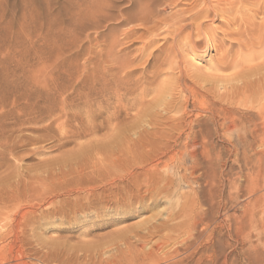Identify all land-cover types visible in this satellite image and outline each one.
Instances as JSON below:
<instances>
[{"label": "rangeland", "instance_id": "rangeland-1", "mask_svg": "<svg viewBox=\"0 0 264 264\" xmlns=\"http://www.w3.org/2000/svg\"><path fill=\"white\" fill-rule=\"evenodd\" d=\"M218 1L221 8L246 13L239 23L251 19L241 32L254 39L264 34V12L255 11L264 0ZM153 2L113 0L109 12L115 17L111 20L96 14L99 0H0V132L4 128L10 134L3 138L0 133V245L7 244L0 250L1 258L7 257L12 264H164V259L145 258L147 244L161 241L164 245L159 256L173 252L176 245L167 239L171 231L166 226L178 223L180 218H171L180 216L183 206L197 197L214 231L212 241L201 246L199 252H216L219 264L225 259L227 264H264V156H254L252 167L246 163L243 145L233 130L225 134L211 125L210 134L200 137L195 145L186 136L188 127L180 136L173 126L170 128L182 114L174 108L182 103L177 91L180 81H189L200 90L215 85L216 94H222L223 88L217 91L218 81L234 77L237 70L217 71L219 61L227 53L236 58L241 44L248 41L230 35L232 28L226 26L224 16L211 17L206 30L198 32L187 23L186 32L179 36L174 32L173 19L190 15L188 11L196 0ZM148 6L153 10V21L144 24L139 18L141 13L137 16L141 11L138 9ZM100 18L105 26L95 28L93 24ZM127 18L132 25L125 21ZM189 33L199 45L196 52L200 57L196 56L195 62L184 39ZM206 35L215 41L213 48L203 52ZM244 51L246 58L264 53L249 46ZM259 59L249 66L257 70L256 77L264 75V56ZM190 72L197 78L201 73L207 77L202 79L201 74L198 79L204 82L192 78L193 82ZM58 87L63 90L58 91ZM102 90L108 97L101 96ZM163 90L168 92L163 94ZM169 91H176V95ZM88 92L90 105L67 108L70 116L78 117H71L68 128L60 126L64 117L53 124L56 129L42 131L33 128L48 126L50 119L35 124L29 123L28 117L18 119L30 96L33 112L50 115L53 108L56 115L63 100L78 102ZM240 108L246 111L244 106ZM96 123L102 126L97 134L72 137L70 143L60 139L72 128L86 129L90 125L88 129ZM200 143H207V153ZM185 145L189 151L196 149L195 158L186 151L176 157ZM159 163L160 169L155 171L159 176L153 175L154 171L146 174L148 171L143 169ZM165 164L169 165L168 174L160 172ZM162 177L173 180L174 186L169 184L172 187L164 190ZM241 220L246 224L244 236L236 228ZM180 252L175 260L189 253L186 249ZM197 258L182 264H194ZM200 264H210V260L203 258Z\"/></svg>", "mask_w": 264, "mask_h": 264}, {"label": "bare ground", "instance_id": "bare-ground-1", "mask_svg": "<svg viewBox=\"0 0 264 264\" xmlns=\"http://www.w3.org/2000/svg\"><path fill=\"white\" fill-rule=\"evenodd\" d=\"M113 0H99L100 3L97 4V13L101 14L102 15V18H106V19H111L113 20L115 16L111 15L110 14V10L112 7H113V3H112ZM151 1V0H150ZM153 1V0H152ZM159 0L155 1L156 3H158ZM177 1V0H176ZM116 2V1H115ZM114 2V3H115ZM139 2V1H138ZM144 2V1H143ZM153 2V3H154ZM160 3V2H159ZM162 3V2H161ZM165 3V2H164ZM168 3V2H167ZM95 4V3H94ZM150 4V3H149ZM148 4V5H149ZM155 4V3H154ZM257 4V3H256ZM152 5V3H151ZM149 5V6H151ZM158 5V4H156ZM93 6V4H92ZM147 7V8H142V9H138V10H141L140 12L138 11V14L137 16L141 13V15H139V18L142 19V22L144 24H146V22H149V21H153L152 19V14L153 13V10L151 11V7ZM116 7V6H115ZM89 8V7H88ZM119 8V7H118ZM153 8V7H152ZM239 8V7H238ZM124 9V8H123ZM136 9V8H135ZM94 10V9H93ZM155 10V9H154ZM254 11V10H253ZM257 13H262L264 12V5H260V6H257V9L255 10ZM92 12V11H91ZM156 12V11H155ZM190 15L188 14L186 16V14L184 16H180L181 19H173L174 20V28H175V31L174 32H178V35L181 36L182 35V32L189 26V25H186L187 23L190 24V26L198 32L201 31L200 29H203L206 27V24H207V20L210 19L211 17L212 18H215L216 16H220V17H223V19L225 18L226 19V26L229 27V28H232V33L230 35H238L240 36L241 38H244V41L248 43H244V44H241V50L240 52H238V56L236 57V55H234L236 58H230V55H228L227 53V56L225 55V58L223 60H220L219 61V65L217 66L216 69H218L217 71H230L231 69H236L237 72L236 74L234 75V77H230V78H226L224 80V77L223 79L218 82H220V84L218 86H220V88H217V91L219 93V91H223V90H220L221 88L224 89V92L221 94H216L215 92V88L214 86L211 87V85H207V88L205 86H203L204 90H200L199 88H197L193 83L191 82H185V81H180V85L178 86V93L180 94V97L182 98V103H181V106L180 107H174L172 106L171 104V108L170 107H167V108H170L172 109L173 107L177 109L178 112H181V116L176 119H174L176 121V123L174 125H170V128L173 126V130L176 131L177 133H179V136L180 134L182 133V131H184L187 127L189 129V133L186 134V136L188 135L193 141V144L196 145V141L201 137V138H205L206 136H208L211 132L210 131V126L213 125L217 130H221L223 133H227L228 131H235L237 133V139L238 141L243 145L242 147V153L243 155L245 156V158L247 159L246 163L248 162L249 165H252L254 164L255 162V159H254V156H256L257 159H261L263 156H264V75L262 76H259V77H256L258 75V73L252 69L250 70V67L251 66V62H254L257 58H260L262 59L263 56H264V53H262L261 55H258L259 57H256L254 56V58H252L251 56L250 57H247L246 58V51L245 50V47L246 46H249V49L254 51V49H263L264 50V34L261 35V34H258V37L257 38H252V35L249 34V36H247L245 33L241 32V28L243 26L245 27H248L250 25V22H251V19H247L246 21L244 22H240L239 23V18H242L244 17V15L246 13H243L242 11H234L233 8L231 9H224L223 7L221 8V3L220 1L218 0H196V3L193 5V7L190 9ZM112 13V12H111ZM127 15V14H126ZM131 16H133V14H130ZM156 15V14H155ZM163 15V14H162ZM183 15V14H182ZM118 16V15H116ZM179 16V15H178ZM226 16V17H225ZM255 16V15H254ZM263 16V15H262ZM98 17V16H97ZM124 17V16H123ZM76 18V17H75ZM80 18V17H79ZM95 18V17H93ZM118 18V17H117ZM116 18V19H117ZM137 18V21L138 19ZM150 18H152L150 20ZM253 18V17H252ZM90 19V18H89ZM101 19V18H100ZM98 19L97 22H95V24H93L94 22H92L91 24H93L95 26V28H101V27H104L105 25L101 22L102 20L104 19ZM105 19V20H106ZM133 19V18H132ZM160 19H163V18H160ZM224 19V20H225ZM86 20V19H85ZM93 21V19H92ZM96 21V20H95ZM126 22H128V24H130L131 20L129 18H127L125 20ZM139 21H141L139 19ZM155 21V20H154ZM157 21V20H156ZM163 21V20H162ZM130 22V23H129ZM125 23V22H124ZM164 23V22H163ZM167 23V22H166ZM90 24V23H89ZM120 24V23H119ZM140 24V22H139ZM148 24V23H147ZM152 24V23H150ZM104 25V26H103ZM123 25V24H122ZM132 25V24H130ZM235 25V26H234ZM89 26V25H88ZM87 26V27H88ZM143 26V25H141ZM151 26V25H150ZM166 26V25H164ZM190 27V29H191ZM207 28V27H206ZM205 28V30H206ZM189 29V28H188ZM133 30V29H132ZM151 30V29H150ZM213 30V29H212ZM119 31V30H118ZM192 31V29H191ZM259 31V30H258ZM88 32V31H87ZM155 32V31H154ZM186 32V31H184ZM195 32V33H197ZM215 32V31H213ZM194 33V31H193ZM194 33V34H195ZM205 33V32H204ZM85 34V33H84ZM96 34V33H95ZM109 34V33H108ZM129 34V33H128ZM177 34V33H176ZM193 34V35H194ZM198 34V33H197ZM196 34V35H197ZM208 34H210L208 32ZM213 34V33H212ZM216 34V32H215ZM191 33H189V35H186V37L184 38L185 40H187V46L190 47V50H191V53L193 54V61H198L196 60V56L200 57L199 54L196 52L197 50V47H199L198 45V42L197 40L194 39L195 36H193ZM251 35V37H250ZM101 36V35H100ZM128 36V35H127ZM152 36V35H151ZM150 36V37H151ZM169 36V35H168ZM102 37V36H101ZM105 38V37H104ZM110 38V37H109ZM108 38V39H109ZM176 40V39H175ZM184 40V41H185ZM199 40V39H198ZM109 41V40H108ZM119 41V40H118ZM214 39L212 37H210L209 35H206V42L204 44V47H202V51L203 52H207L211 49L212 45H214ZM242 41V42H244ZM74 42V41H73ZM186 42V41H185ZM183 45H185V43H182ZM232 47V46H231ZM213 48V47H212ZM187 50V49H186ZM110 51V50H109ZM249 51V50H248ZM188 52V51H187ZM223 52V50H222ZM262 52V50H261ZM154 53V52H153ZM260 53V52H259ZM170 54V53H169ZM236 54V53H235ZM171 55V54H170ZM248 55V54H247ZM169 56V55H168ZM233 56V57H234ZM195 57V58H194ZM262 57V58H261ZM259 59V60H260ZM258 60V62H259ZM101 61V60H100ZM176 61V60H175ZM194 61V62H195ZM222 61V62H221ZM129 62V61H128ZM257 63V61H255ZM262 63L264 61H261ZM103 63V62H102ZM258 65V64H257ZM262 66V64H260ZM260 66V67H261ZM198 67V66H197ZM210 67V66H209ZM255 67V66H254ZM257 67V66H256ZM119 68V67H118ZM246 68H248L247 71ZM258 70L259 67H257ZM256 68V69H257ZM209 69V68H208ZM175 70V69H174ZM200 70V69H199ZM121 71V70H120ZM177 71V70H176ZM262 69H261V74H264V71L262 73ZM193 72V71H192ZM203 72V71H202ZM215 72V71H214ZM213 72V73H214ZM183 73V72H182ZM191 73V72H190ZM188 73V74H190ZM194 73V72H193ZM191 73L190 74V77L191 75L193 74ZM196 73V72H195ZM204 73V72H203ZM201 73L199 74V77L200 78V75L202 76V79H204L205 77H207L205 75L204 77V74ZM219 75H220V72H218ZM184 74V73H183ZM206 74V73H205ZM217 74V72H216ZM224 74V73H223ZM221 73V75H223ZM227 74V72H226ZM169 75V73H168ZM172 75V73H171ZM176 75V74H175ZM181 75V74H180ZM178 75V77L180 76ZM185 75V74H184ZM183 75V76H184ZM195 75V74H193ZM192 75V76H193ZM217 75V76H219ZM41 76V75H40ZM182 76V77H183ZM198 76V75H197ZM216 76V75H215ZM224 76V75H223ZM227 76V75H226ZM49 77V76H48ZM189 77V79H190ZM221 77V76H220ZM219 77V78H220ZM228 77V76H227ZM192 78H197L196 76L194 77H191L190 80H193ZM197 78V79H198ZM210 78L207 79L210 81ZM218 78V79H219ZM57 79V78H56ZM201 80V83H203L204 81ZM216 79V78H215ZM218 79L214 80V81H217ZM81 80V79H80ZM179 80V79H178ZM183 80V79H182ZM186 80V79H185ZM198 79V82L200 81ZM211 80H213L211 78ZM203 81V82H202ZM208 81V82H209ZM214 81L212 83H214ZM80 82V81H79ZM162 82V81H161ZM194 82V80H193ZM195 82H197L195 80ZM207 82V81H206ZM211 82V81H210ZM62 83V82H61ZM175 83V81H174ZM200 83V82H199ZM210 83V84H212ZM68 84V83H67ZM216 84V82H215ZM48 85H51V84H48ZM106 85V84H105ZM109 85V84H108ZM200 85V84H199ZM170 86V85H169ZM176 86V85H175ZM174 87V85H173ZM210 87V88H208ZM66 88V87H65ZM94 88V87H93ZM172 88V87H171ZM70 89V88H69ZM90 90V92H92V87H89L88 88ZM63 90L61 87H58V91H61ZM96 90V89H95ZM108 90V89H107ZM120 90V89H118ZM175 90V89H174ZM49 91V90H48ZM71 91V90H70ZM109 91V90H108ZM117 91V90H116ZM162 91V90H161ZM90 92H88L87 94H85V96L83 95L82 97H80V101H71L72 102H68L66 99L63 100L61 102V109H59V112L55 115H53V111L54 109L52 108V114L51 112L50 115H43V113L40 114V112L37 110L34 112L31 110V107L30 105L34 104L32 103L30 100H32L31 96H30V99H28L27 103L22 106L23 107V111H20V113L17 115L18 116V119L19 118H22V117H28L27 118V121L29 123H39L41 121H44L46 118L50 119V124L48 126H45L43 128H33V130H39V131H42V130H48V129H53V124L57 123V121L59 119H61L62 117H64L66 120L63 121L61 123L60 126H66L67 127V124L70 122L71 120V117L74 118V119H78L77 115L76 114H72L70 116V112L68 111V107H70L72 109V107H79L80 105H90L91 104V94ZM98 92V91H97ZM114 92V90H113ZM119 92V91H118ZM118 92L117 95H118ZM166 92H168V90H163V94H165ZM176 92V91H174ZM174 92H170L169 91V94L172 95ZM81 93V92H80ZM100 93V91H99ZM112 93V92H111ZM115 93V94H116ZM144 93V92H143ZM172 93V94H171ZM108 94H110L108 92ZM175 94V93H174ZM173 94V95H174ZM178 94V95H179ZM82 95V94H81ZM176 95V94H175ZM100 96V95H99ZM101 96L105 97L107 96V92L102 90L101 91ZM111 96V95H110ZM69 97V96H67ZM78 96H76L77 98ZM98 97V96H97ZM108 97V96H107ZM143 97V96H142ZM24 98V96L22 97ZM27 98V97H26ZM121 98V97H119ZM104 99V98H103ZM107 99V98H106ZM69 100V99H68ZM74 100V99H73ZM94 100V99H93ZM163 100V96L161 98V101ZM166 100V99H165ZM176 100V99H175ZM219 100V101H218ZM70 101V100H69ZM95 101V100H94ZM98 101V99H97ZM100 101V100H99ZM143 101V100H142ZM164 101V100H163ZM56 102V101H55ZM107 102V100H106ZM159 102V100H158ZM167 101H165L166 103ZM170 102V101H169ZM172 102V101H171ZM175 102V101H173ZM172 102V103H173ZM32 103V104H31ZM52 103V102H51ZM54 103V102H53ZM99 103V102H98ZM133 103V102H132ZM130 103V104H132ZM162 103V102H161ZM164 103V104H165ZM177 103V102H176ZM36 104V103H35ZM56 104V103H55ZM54 104V105H55ZM93 104V103H92ZM101 103H99L100 105ZM118 104V103H117ZM129 104V106H130ZM160 104V103H159ZM163 104L162 107H165V105ZM43 105V104H42ZM58 105V104H57ZM104 106V105H103ZM133 106V105H132ZM131 106V108H132ZM160 106V105H159ZM167 106V104H166ZM177 106V105H176ZM241 106H244L246 108V111H241L240 107ZM21 107V108H22ZM30 107V108H29ZM102 107V106H101ZM126 108V107H125ZM30 109V110H28ZM51 109V108H50ZM56 109V108H55ZM90 109V108H89ZM88 109V110H89ZM92 109V107H91ZM25 110V111H24ZM87 110V111H88ZM244 110V109H243ZM86 111V112H87ZM38 113L39 114H34V113ZM90 112V111H89ZM93 111H91L92 113ZM118 112V111H117ZM171 112V111H170ZM88 113V112H87ZM116 113V112H115ZM149 113V112H148ZM33 114V115H32ZM80 114V113H79ZM32 115V116H31ZM115 115V114H114ZM191 115H193L194 117L192 119H188V116H190L191 118ZM16 116V117H17ZM79 116V115H78ZM90 116V115H89ZM130 117V116H129ZM24 119V118H23ZM63 119V118H62ZM109 120V118H107ZM112 119V117H111ZM21 120V119H19ZM153 120V119H152ZM173 120V118H172ZM60 121V120H59ZM79 121V120H78ZM92 121V120H91ZM90 121V122H91ZM107 121V120H106ZM165 121V120H163ZM105 122V121H104ZM108 122V121H107ZM106 122V123H107ZM110 122V121H109ZM22 123V122H21ZM95 123V122H93ZM17 124V122H16ZM99 124V123H98ZM101 125V124H100ZM100 125H97L96 124H93L91 127H89L87 129H84L82 128V126L80 128H75L68 132L70 133L68 135L67 131L65 135H60V139L62 140H65L66 142L65 143H70V140H72L71 138L72 137H80V136H83V135H86V133H93L92 135L94 134H97V131L99 132L100 129H102ZM65 127V128H66ZM168 127V126H167ZM68 128V127H67ZM128 128V127H127ZM2 129V127H1ZM56 129V128H54ZM53 129V130H54ZM65 130V129H64ZM159 130V129H158ZM187 130V129H186ZM101 131V130H100ZM171 131V130H170ZM188 131V130H187ZM63 132V131H62ZM137 132V131H136ZM1 133V132H0ZM9 131H6L4 128L2 129V137L3 138H9L10 134L8 135ZM209 133V134H208ZM61 134V133H60ZM124 134V133H123ZM174 134V132L172 133ZM212 134V133H211ZM219 134V133H218ZM217 134V135H218ZM125 135V134H124ZM127 135V134H126ZM138 135V134H137ZM147 135V134H145ZM185 135V134H184ZM129 136V135H128ZM157 136V134H156ZM168 136V135H166ZM179 136H176V137H179ZM185 136V137H186ZM121 136H119L120 138ZM175 137V139H176ZM182 137V136H181ZM1 138V137H0ZM129 138V137H128ZM149 138V137H148ZM147 138V139H148ZM164 138V137H163ZM167 138V137H166ZM171 138H174L173 136ZM170 138V139H171ZM188 138V137H187ZM70 139V140H69ZM74 139V138H73ZM77 140V138H75ZM81 139V138H80ZM118 139V138H117ZM207 139V138H206ZM10 140V139H9ZM122 140V139H120ZM141 140V139H140ZM144 140V138H143ZM181 140V139H180ZM187 140V139H186ZM92 141V139H91ZM130 140H128V143H129ZM149 141V140H148ZM176 141V140H174ZM188 141V140H187ZM201 141V140H200ZM203 141V140H202ZM61 142V141H60ZM132 142V140H131ZM135 142V140H134ZM140 142V141H139ZM147 142V141H146ZM166 142V141H165ZM207 142V141H206ZM82 143V142H81ZM122 143V142H121ZM149 143V142H148ZM187 143V142H186ZM192 143V142H191ZM192 144V145H193ZM199 144V143H198ZM202 143H200L201 145ZM204 144V143H203ZM201 145V147L203 146V149H206L207 147H205L206 144L204 145ZM175 145V144H174ZM184 145V144H183ZM182 145V146H183ZM176 146V145H175ZM199 146V145H198ZM234 146V145H233ZM166 147V146H165ZM173 147V146H172ZM185 148L181 147V151L179 150V152H176V157H178L177 155L179 154H182L184 153V151L186 152H189L190 155L195 158L196 156H194L195 154V151L196 149H193L192 146L191 149H193L192 151H189L190 148L188 149V146L185 145L184 146ZM116 148V146H115ZM210 148V147H209ZM163 149V148H162ZM161 149V151H163ZM176 149V148H175ZM108 150V149H107ZM159 150V148H158ZM166 150H167V147H166ZM177 150V149H176ZM200 150V149H199ZM160 151V150H159ZM173 151V150H172ZM149 152V150H148ZM153 152V151H151ZM166 152V151H165ZM200 152V151H199ZM204 152V151H203ZM157 153V151H156ZM178 153V154H177ZM205 153H207V149L205 151ZM211 153V151H210ZM150 154V152H149ZM148 154V155H149ZM161 155V153H159ZM186 154V153H185ZM201 154V153H200ZM163 155V154H162ZM170 155V153H169ZM173 155V154H172ZM174 155V156H175ZM102 156V155H101ZM113 156V154H112ZM167 156V155H166ZM120 158V156H118ZM150 157H151V154H150ZM102 158H104L102 156ZM118 158V161L120 160ZM122 158V157H121ZM180 158V157H179ZM147 159L150 160V158L148 157ZM146 159V160H147ZM103 160V159H102ZM145 160V161H146ZM99 161V160H98ZM144 161V162H145ZM75 162V161H74ZM78 162V161H77ZM116 162V160L114 161ZM120 162V161H119ZM143 162V161H142ZM147 162V161H146ZM151 162V161H150ZM164 163V162H163ZM67 164V163H66ZM142 164H145V163H142ZM148 164V163H146ZM162 164V162H161ZM174 164V163H173ZM172 164V165H173ZM114 166V165H113ZM143 166V165H142ZM145 166V165H144ZM143 166V167H144ZM150 165H148L149 167ZM175 167L176 166H180L178 164H175L174 165ZM68 167V166H67ZM147 167V165H146ZM169 165L165 164L163 165L162 167V170H160V172L162 171L163 173L166 172L167 173V169H168ZM142 168V167H141ZM254 168V167H253ZM124 169V168H123ZM133 169V168H132ZM144 170L148 171V173L146 174H149V172L151 173V171H158L160 169V163L159 164H154L152 165V167H149V168H143ZM179 169V168H178ZM129 170V168H128ZM175 170V169H174ZM173 170V171H174ZM130 171V170H129ZM138 171V170H137ZM179 171V170H178ZM176 172V171H175ZM180 172V171H179ZM80 173V172H79ZM158 173V172H157ZM169 173V172H168ZM167 173V174H168ZM142 174V172L140 173ZM145 174V173H144ZM166 174V175H167ZM153 175H157L156 172L153 173ZM133 176V175H132ZM139 176V175H137ZM155 176H153L155 178ZM159 176V175H157ZM165 176V174H164ZM183 176V175H182ZM135 177V176H133ZM132 177V178H133ZM149 179L151 177V175H148ZM147 177V178H148ZM252 177V176H251ZM127 178V176H126ZM125 178V179H126ZM131 178V177H130ZM130 178L128 177V181L130 180ZM137 178V177H136ZM167 178L169 179V177L167 176ZM166 177H162L161 180L162 182L164 183V190H166V187H168L169 184H172L174 186V182L170 181L167 179ZM185 178V176L183 177ZM48 179V178H47ZM114 179V178H113ZM112 179V180H113ZM115 179H118V178H115ZM124 180V179H123ZM152 180V178L150 179V181ZM58 181V180H57ZM114 181V180H113ZM147 182V180H145ZM149 181V180H148ZM149 181V182H150ZM249 181V180H248ZM115 182H118V181H115ZM161 182V181H160ZM102 183V182H101ZM120 183V182H119ZM133 183H134V180H133ZM148 183V182H147ZM96 184V183H95ZM121 184V183H120ZM152 184V183H151ZM250 184V183H249ZM97 185V184H96ZM131 185V184H130ZM110 186V184H109ZM113 186H117V185H113ZM112 186V187H113ZM177 186V185H176ZM175 186V187H176ZM250 186V185H249ZM85 187V186H84ZM94 187V185L92 186ZM97 187V186H95ZM147 187V186H146ZM169 187H172L171 185ZM168 187V188H169ZM82 188V187H81ZM80 188V190H82ZM89 188V187H88ZM100 188V187H99ZM103 188V187H102ZM105 188H107L105 186ZM110 188V187H109ZM123 188V187H122ZM177 188V187H176ZM252 188V187H251ZM249 188V189H251ZM78 189V188H77ZM87 189V187L85 188ZM114 189V188H111V190ZM79 190V189H78ZM101 190V189H100ZM161 190V189H160ZM250 191V190H249ZM92 192L94 193L95 190ZM92 192H90L92 194ZM251 192V191H250ZM86 193V191H85ZM146 193V192H145ZM167 193V191H166ZM255 193V192H254ZM88 194V193H87ZM86 195V194H85ZM129 195V194H128ZM87 196V195H86ZM91 196V195H90ZM40 197V196H39ZM88 198V196L86 197ZM53 199V198H52ZM88 200V199H86ZM51 202V201H50ZM49 202V203H50ZM56 202V200H55ZM34 205V204H33ZM56 205V203H55ZM54 207V206H53ZM32 210V209H31ZM37 211V210H36ZM26 212V211H25ZM56 212V211H55ZM30 213V212H29ZM25 214V213H24ZM28 214V213H27ZM168 216V215H167ZM24 217V216H23ZM25 218V217H24ZM170 218V217H169ZM180 218V221L178 223H173V224H168L166 226V228H169L171 233L168 235L167 239H172L174 241L173 245H176V247L174 248L173 252L169 253V254H166L164 256H159V253L160 251L162 250L163 248V243L159 240H155V241H152V243H148L147 246H149L148 250L145 252L144 256L146 259L148 260H154V261H161V259H164L165 263L164 264H182L186 259H193L195 257L198 256L197 259H195L196 261L194 262V264H200V262L203 260V258H208V260H210V264H219L218 262V258H216L217 255H215L214 251H211V252H205V253H200L199 252V249L201 246H204L206 243H209L210 240L212 241V238L214 237V231L213 230H210L211 228V223H212V220L211 219H208V212L205 211L201 205H199V201L197 200V197H196V200H192V202L189 204H185L182 208V211L180 213V216H175L173 218H171L172 220H175V219H179ZM2 220V219H1ZM5 220V218H4ZM24 220V219H23ZM22 220V221H23ZM169 220V219H168ZM21 221V222H22ZM175 221H178V220H175ZM263 221V220H262ZM264 222V221H263ZM6 225V224H5ZM264 225V224H263ZM5 227V226H4ZM214 228V227H213ZM212 228V229H213ZM237 230L239 231V235H243L244 236V231H245V228H246V224H245V221L241 220L238 224H237ZM5 236V235H4ZM6 236H8L6 234ZM153 240V239H152ZM151 242V241H150ZM7 246V244H1L0 245V250L3 248H5ZM182 249H186L187 252V256L183 259H180L179 257V260H175V256L182 250ZM5 250V249H4ZM213 250V249H212ZM210 251V250H209ZM2 252V251H1ZM0 252V254H2ZM4 252V251H3ZM5 253V252H4ZM181 253V252H180ZM4 255V254H3ZM143 256V257H144ZM1 258V257H0ZM174 258V259H173ZM182 258V257H181ZM158 263V262H157ZM0 264H12L11 261H9V259H7V257H3L1 258L0 260ZM159 264V263H158ZM220 264H227V260H223Z\"/></svg>", "mask_w": 264, "mask_h": 264}]
</instances>
